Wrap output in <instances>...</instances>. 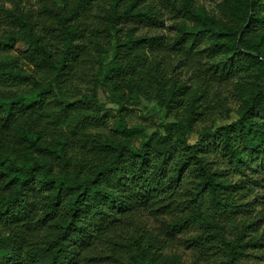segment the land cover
<instances>
[{
  "label": "trees",
  "instance_id": "1",
  "mask_svg": "<svg viewBox=\"0 0 264 264\" xmlns=\"http://www.w3.org/2000/svg\"><path fill=\"white\" fill-rule=\"evenodd\" d=\"M10 1L0 4V52L17 51L0 59V264H183L164 252L179 244L236 264L257 243L245 241L254 222L232 241L220 220H235L246 187L233 175L264 168V0H223L217 15L198 0ZM167 20L173 34L158 31ZM139 97L174 120L150 134L129 126ZM228 98L236 118L198 129L231 112Z\"/></svg>",
  "mask_w": 264,
  "mask_h": 264
},
{
  "label": "rangeland",
  "instance_id": "2",
  "mask_svg": "<svg viewBox=\"0 0 264 264\" xmlns=\"http://www.w3.org/2000/svg\"><path fill=\"white\" fill-rule=\"evenodd\" d=\"M52 1L60 6L63 4L62 0ZM30 2H32L36 8L41 6L39 0H30ZM221 2H223V0H198V3L204 5L209 13L213 15H217L219 13V6ZM0 4L11 6V1L0 0ZM94 8L95 10H102L104 6L101 2H97ZM171 25L172 22L167 20L164 28L158 31L173 34L174 31L173 29L171 30ZM141 31L154 32V29L146 27ZM16 56V49L0 52V59L3 60H8ZM90 86V82L83 83V88L87 91H89ZM224 95L228 96L229 92L225 91ZM100 98L105 102V105L108 108L107 114L110 119V126L115 127V121L119 118L117 106L110 102L106 89L101 91ZM225 100H228L231 112L227 113L226 111H217L213 118H209L206 122L199 123L197 125L198 129H201L204 124L216 126L224 122H230L236 118L237 114L235 102L232 101V98ZM127 112V124L131 127L141 128L148 134L158 129L163 130V122L174 120V117L167 114L157 102L148 101L144 97L134 99V101L129 105ZM196 136L197 133H193L192 137L196 138ZM141 139L142 135L137 133L134 138V142L138 145ZM245 172V175H242V173L233 175V179L237 182L246 180V187L238 193L235 199V202L239 205L235 220L229 219V217L225 216L221 218L220 221L226 226L227 237L232 241L235 240L237 235L243 233L244 229L242 227V222H254L253 227L256 228V230L250 233V235L245 238V241L250 238L249 236H256L258 238L257 243L256 245L245 249L243 253L240 254L236 264H264V168L255 163L251 169H248ZM249 188L251 189L249 190ZM210 208L211 202L209 199L205 198L202 209L206 210L207 214H213ZM143 220L148 228L160 226V222L152 217H144ZM212 251L213 250L201 251V253L199 251L195 252L188 249L183 244L174 245L164 250L166 253L175 252L179 254L183 264H224L222 259L215 260L216 257L211 253Z\"/></svg>",
  "mask_w": 264,
  "mask_h": 264
},
{
  "label": "water",
  "instance_id": "3",
  "mask_svg": "<svg viewBox=\"0 0 264 264\" xmlns=\"http://www.w3.org/2000/svg\"><path fill=\"white\" fill-rule=\"evenodd\" d=\"M238 46H239L240 49L242 48L241 44H240V36H239V40H238Z\"/></svg>",
  "mask_w": 264,
  "mask_h": 264
}]
</instances>
